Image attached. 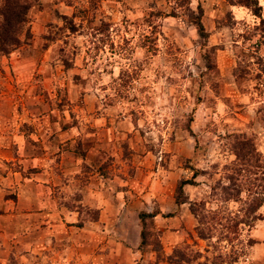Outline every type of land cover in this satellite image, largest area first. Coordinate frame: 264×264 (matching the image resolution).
Instances as JSON below:
<instances>
[{"label": "rangeland", "instance_id": "374dc122", "mask_svg": "<svg viewBox=\"0 0 264 264\" xmlns=\"http://www.w3.org/2000/svg\"><path fill=\"white\" fill-rule=\"evenodd\" d=\"M24 1L0 52V264H264L260 17Z\"/></svg>", "mask_w": 264, "mask_h": 264}, {"label": "trees", "instance_id": "16d2710c", "mask_svg": "<svg viewBox=\"0 0 264 264\" xmlns=\"http://www.w3.org/2000/svg\"><path fill=\"white\" fill-rule=\"evenodd\" d=\"M240 5L246 6L250 8L253 14L258 15L260 17V25L264 29V17H261L260 10L261 7L258 3V0H239L236 1ZM29 9V4L24 0H2L0 3V52H5L10 46L16 45L19 42L18 33L22 28V24L26 21V15ZM201 30L202 27H200ZM259 28V27H258ZM260 29V28H259ZM261 30V29H260ZM235 154L238 157H243L244 148L241 144L235 146ZM254 149L252 148L251 151ZM243 153V154H242ZM240 159V158H238ZM185 182V181H184ZM183 182V183H184ZM189 182V181H187ZM182 185L178 186V190H181ZM262 200L259 203H256V206H260ZM256 210V209H254ZM254 210H252L254 212ZM251 209H248L250 212ZM251 211V213H252ZM146 216L142 214V217Z\"/></svg>", "mask_w": 264, "mask_h": 264}, {"label": "crops", "instance_id": "0c3cea01", "mask_svg": "<svg viewBox=\"0 0 264 264\" xmlns=\"http://www.w3.org/2000/svg\"><path fill=\"white\" fill-rule=\"evenodd\" d=\"M251 236L256 240L253 247L259 258L264 253V218L256 223L255 228L251 231ZM254 258H256V255H254Z\"/></svg>", "mask_w": 264, "mask_h": 264}]
</instances>
